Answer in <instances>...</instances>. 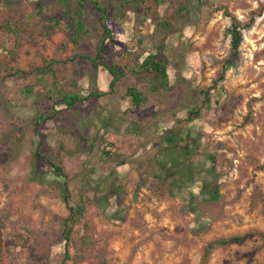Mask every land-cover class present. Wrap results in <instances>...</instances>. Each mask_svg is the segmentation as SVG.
<instances>
[{"label": "rangeland", "instance_id": "obj_1", "mask_svg": "<svg viewBox=\"0 0 264 264\" xmlns=\"http://www.w3.org/2000/svg\"><path fill=\"white\" fill-rule=\"evenodd\" d=\"M99 3L0 0V264H264V0Z\"/></svg>", "mask_w": 264, "mask_h": 264}, {"label": "trees", "instance_id": "obj_2", "mask_svg": "<svg viewBox=\"0 0 264 264\" xmlns=\"http://www.w3.org/2000/svg\"><path fill=\"white\" fill-rule=\"evenodd\" d=\"M90 4L92 8L100 13L99 15V21L103 20L105 15L104 8L100 5L99 0H90ZM223 15L228 18L229 24L228 27L225 29V35L228 37V52L227 56L223 61L221 71L218 75V79H221L223 76V73L226 69V66L230 64L233 60L236 59L238 55V48L241 42V33L240 30L242 28H246L250 26L253 22V18H249L247 23L242 24L238 22L232 15L228 14L227 12H223ZM103 32L109 35V31L103 24H101ZM107 39L106 37H103L102 40L99 43L97 54L95 55V60H102V56H100L98 53H100L101 44L103 41ZM71 41L75 43V40L71 38ZM101 63V62H100ZM103 69L108 73V75L111 77L109 83H108V91H111L113 84L117 80V73L114 70V67L112 66H106L103 64ZM135 70V75L143 78L147 84H149V91L151 93H157L167 87V74L165 69V60L163 58H159L156 55H148L146 56L140 63L137 64ZM34 71L41 72V68H35ZM125 94L127 97L130 98L132 105H138L140 104V98L137 96L132 88H128L125 91ZM93 96H98L97 93H93ZM79 100L77 95H69L64 98L62 103L66 108L72 107L77 101ZM34 125H36V122H34ZM106 153V152H105ZM56 171L58 168H55ZM63 240L66 242L68 240V233L67 230L64 229L62 232ZM239 237H230V238H222V239H216L213 241L208 242L205 244L202 255H201V264H203L208 255L211 253V251L217 247L226 246L227 244L237 242L239 241ZM264 246V243H263Z\"/></svg>", "mask_w": 264, "mask_h": 264}, {"label": "crops", "instance_id": "obj_3", "mask_svg": "<svg viewBox=\"0 0 264 264\" xmlns=\"http://www.w3.org/2000/svg\"><path fill=\"white\" fill-rule=\"evenodd\" d=\"M100 91H102V93H103V90H100ZM139 105V104H138ZM138 105H133V106H138Z\"/></svg>", "mask_w": 264, "mask_h": 264}]
</instances>
